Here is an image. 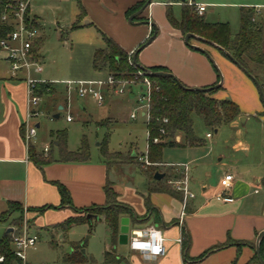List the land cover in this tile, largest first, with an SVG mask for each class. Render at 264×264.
Instances as JSON below:
<instances>
[{"label": "rangeland", "instance_id": "1", "mask_svg": "<svg viewBox=\"0 0 264 264\" xmlns=\"http://www.w3.org/2000/svg\"><path fill=\"white\" fill-rule=\"evenodd\" d=\"M80 1L86 11L82 24L93 23V27L71 30L80 13L78 0H32L30 6L31 18L37 19L44 28L43 33L39 31L37 39L42 40L38 55L42 59L43 72L37 74L32 68L33 79L39 83H45L46 86L39 92L42 97L39 104L40 115L33 119L34 124H40V128L37 130L38 142L36 146L43 150L47 145H50L51 152L56 158L58 156V148L55 145L57 142L56 133L58 131L67 132L68 150L77 151L85 138L89 148L90 161L96 162L102 158L100 145L109 135V150L113 154L110 155L108 163L113 168L111 176L115 178L114 182L116 181L118 187L124 190L131 188L135 192L147 196L152 182L144 172L148 171L150 179H153L156 173L165 174V179L160 184L156 183V187H159L158 190L167 189V181L174 176V171L162 164L152 163L149 158L145 159L148 135L147 118L143 116L145 110H140L138 104L139 96L144 93L141 87L130 86V88L128 85L124 88L125 93L120 95L103 89L101 92L104 94L105 102L99 105L91 98L78 97L74 91L69 96L65 83L73 80H107V73H98L93 67L95 52L105 47L103 35L106 34L114 40L117 38L126 43L135 42L144 35L143 40L141 39V42L133 50L135 52L152 38L148 30L149 27L145 24L147 23L145 19L150 16L155 20L159 32L155 40L140 52L139 61L141 63L150 65L153 61L164 58L175 64L184 62L187 65L186 72L191 77H195L201 71L200 59H187L180 54V51L172 47L164 7L147 8L140 21L144 24L131 26L127 19L126 24L123 25L116 20L114 14L118 13L116 11L118 8H111L108 0ZM123 1L116 0L118 5ZM176 1L181 3L183 0ZM189 1L171 6L176 20H181L183 6H191ZM191 1L197 5L201 3L208 5L205 14L206 20L211 23H228L233 38L240 31L242 8L251 6L254 8L252 9L254 23L262 27L264 37V0ZM123 16L127 18L126 12L123 13ZM211 53V59L202 56L201 60L207 61L210 68H217L220 71L225 88L222 94L225 95V99L234 102L240 101L245 111H254V96L258 100L261 96L255 82L240 70L255 90V95L252 98L242 80L236 76L224 75L225 68L220 55L214 51ZM2 55L3 53L0 52V65L3 62ZM188 68L192 69L188 70ZM260 80L263 84L264 78H260ZM54 87L55 92L53 93ZM68 101L69 107H67ZM60 106L63 107V110L59 109ZM132 113L137 115L135 120L131 119ZM68 117H72V122H68ZM239 128L252 131L260 127L257 122L250 120L240 125ZM194 129L196 136L203 141V145L194 148H167L164 152L163 163L165 165L190 164V175L195 176L198 180L193 184L192 189L198 193L202 184L216 186L219 182L223 173L222 166L228 163L233 156L231 147L236 131L231 126H225L215 133L206 128L202 119L197 116H194ZM209 134L212 135V138H208ZM171 140L183 143L181 134H177ZM165 141L168 142L170 139H165ZM41 155L49 159L45 154L41 153ZM141 157L144 158V161L140 160ZM222 158L223 160L220 161ZM197 164L200 165L199 168H197ZM114 166H117L116 169ZM194 169L197 170L194 171ZM207 174L211 175L210 180H208ZM112 204L124 205L118 199L114 200ZM16 213L19 214L17 218L19 225L15 224L12 227L18 232L14 235H21L25 229H28L30 235L39 236L35 248L28 251L29 264H125L127 259L130 262L135 261V264L139 263L133 258L128 244L121 245L119 240L113 242L111 231L103 218L99 220L87 219L86 222L74 224L67 229H59L58 225L44 229L43 227L48 226L47 220L42 219L35 225L37 218L35 212L21 206ZM78 214L76 212V215L71 218H77ZM125 216L138 223L135 216L129 214ZM15 219V217L11 219L10 223H0V239L4 237ZM83 250L85 253H82ZM105 252L113 254L112 263L105 261Z\"/></svg>", "mask_w": 264, "mask_h": 264}, {"label": "crops", "instance_id": "2", "mask_svg": "<svg viewBox=\"0 0 264 264\" xmlns=\"http://www.w3.org/2000/svg\"><path fill=\"white\" fill-rule=\"evenodd\" d=\"M108 1L111 8H118L116 10L118 13H115L114 16L120 24H126V19L131 26L144 24L140 22L144 12L137 15L133 19V23L129 22L130 17L127 15V11L131 7L143 0H124L120 5H118L116 0ZM186 2L187 0L181 3L176 0L164 2L162 0H152L151 5L147 8L155 6L164 7L166 15L168 6L173 7ZM190 2L194 3L191 0L188 3ZM31 4L32 0L30 6ZM201 5L204 6L203 16L206 20L205 14L208 5L204 3H201ZM243 8L254 9L251 6ZM124 12H126L127 18L123 16ZM28 15L30 20L35 22L40 28V32L43 33L44 28L40 22L37 19L31 18V9H29ZM145 20L147 21L145 24L148 25L150 33L152 34L153 29L156 31V35L152 40L153 42L159 30L155 25L153 17L150 16ZM166 20L172 47L180 51V54L187 59H200L201 71H199V75L191 77L186 72V63L175 64L165 58L151 61L152 64L145 65L139 61L138 55L139 64L146 68L165 67L170 74L189 88H208L217 84L218 71L216 68H210L207 61L201 60L202 56L206 55L188 47L180 31L171 26L167 17ZM89 26L93 27L94 24L85 22V25L81 28ZM100 26L102 25L100 24ZM143 36L132 43H126L117 38L113 40L129 54H134L136 51L133 52V50L141 42ZM190 42L192 45L198 46L208 52L210 56L212 55L211 51L219 54L221 60L223 59L224 75L228 74L230 77L236 76L242 80L247 86V92L251 93L253 98L255 90L252 88L250 81L244 78L241 74L243 71L236 64H232L230 58L228 59L224 56L213 45L195 39H192ZM0 52L3 53V62L0 65V215L9 210L10 203H17L26 209H40L47 206L58 208L61 204V196L57 184H61L68 189L75 209L85 210L93 206L104 207L107 203L104 189L109 184L112 186L114 192L118 194L117 199L122 204L128 206L132 211V215L138 220L137 223L129 219V228H145L155 225L162 230L166 239V255L157 260H148L139 253L131 251L133 258L138 260L140 264H260L255 252V246L259 234L264 232V103L261 96L260 100L262 104L254 96V111L250 112L245 111L240 101H236L239 104L242 115L229 125L236 131L233 138L234 143L231 147L233 156L228 163L222 166L223 173L216 186L202 184L199 192L196 193L192 189V186L198 180L195 176L190 175V187L195 194V198L190 199L184 209L183 195L181 193L170 189L168 186H166L167 189L162 190H158L159 187H156V183L160 184L165 177L163 180L157 181L154 179L155 175L153 179H150L149 173H146L149 180L152 181L147 196L137 193L131 188L124 190L118 187L115 183L116 181L114 182L115 178L111 176L113 168L109 166L108 161L103 157L96 162L90 160L84 163L63 162L60 159L59 149L58 156L54 158L51 146L49 145L50 151L45 155L52 159L53 162L43 167L36 165L30 158L29 147L26 142L28 88L25 81L26 73L14 74L6 60L5 52L1 49ZM35 60L41 65L42 59L39 55ZM191 69L188 68V70ZM35 73L41 74L36 71ZM222 86L224 87V82ZM223 91H225V88L216 96L220 100H225V95L222 94ZM67 107H69V101ZM59 109L63 110V107L60 106ZM250 120L257 122L260 128L252 131L239 128L240 125ZM30 125H35L37 129L40 128V124H34L33 120L30 121ZM37 142L36 140L31 145L37 152L44 154L43 150L37 148ZM55 145L58 148V142ZM166 149L163 151V156ZM163 156L161 164L169 170H173L174 176L180 174L183 169L179 165L182 164L165 165L163 163ZM222 160L223 158L220 159V161ZM188 163L193 164L195 162ZM188 165L190 173V164ZM196 166L199 168L198 166L200 165L197 164ZM116 167L114 166L115 169ZM224 174H232L235 179L231 189L227 192L226 199L218 200L216 194L223 190L221 180ZM207 178L210 180L211 175L207 174ZM36 215L35 225L42 219L47 220L48 226H42L45 229L65 222L76 215V211L73 208L65 207L49 209L42 215H38L37 213ZM14 217L17 219L19 214L15 213L9 220L0 223H10ZM122 218H126V216ZM12 227L13 223L10 225V228ZM255 257L257 258L255 259ZM125 264H135V261L130 262L127 259V263Z\"/></svg>", "mask_w": 264, "mask_h": 264}, {"label": "trees", "instance_id": "3", "mask_svg": "<svg viewBox=\"0 0 264 264\" xmlns=\"http://www.w3.org/2000/svg\"><path fill=\"white\" fill-rule=\"evenodd\" d=\"M79 1V15L76 22L73 24L71 30H77L83 27L82 21L86 16V11ZM18 0H0V17L5 10L6 5L15 6ZM148 0H143L137 3L127 11L130 17L141 10ZM166 17L171 26L182 34L185 38L187 34H193L201 37L206 41L212 42L214 45L220 47L222 54L229 57L225 52H228L234 60L245 70L248 71L262 86L264 92V84L260 78H264V37L261 26L254 23V12L252 9L243 8L241 10V27L239 33L233 38L231 36L230 26L224 23L210 24L204 16L198 15L193 6H183L182 17L177 21L173 16V11L170 6L167 7ZM32 28L40 31V28L35 22L30 24ZM12 30V27L4 25L0 22V43L7 39V35ZM152 31V36L155 34ZM105 47L95 52L93 58L94 70L98 73H107L113 76L117 82H140L144 77L149 78L154 83V91L152 93L150 118L146 122L148 138L147 155L149 160L154 164L162 163L163 151L166 148H185L202 146L203 141L196 136L194 129V116L200 117L206 128L217 132L223 126H229L236 121L241 115V109L237 103L232 100H220L216 96L224 90V87L214 88L220 81L218 75V83L212 87L203 88L206 90L197 91L187 87L181 83L175 76H160L159 73H170L165 67H153L149 69L140 68L138 56L136 62H133V55L122 49L113 39L103 35ZM42 44V40H36L33 47L34 59L38 58V49ZM143 47V46H142ZM140 47V48H142ZM1 49V46H0ZM139 50V49H138ZM137 50V51H138ZM136 51V52H137ZM140 53V52H139ZM138 53V55H139ZM142 76H140V74ZM180 83L187 89L181 87ZM43 84L37 85V91L45 88ZM262 99V97H261ZM263 102V99H262ZM264 103V102H263ZM167 120V122H165ZM165 131V134L161 133ZM177 134H181L183 143H176L171 139L175 138ZM58 142V149L60 159L63 162L84 163L90 160V153L86 139L81 142V146L77 152H70L67 148V132L58 131L56 133ZM158 138L159 143H154L153 139ZM165 139H170L166 142ZM109 135L101 143V156L108 161L110 155L109 150ZM29 155L31 160L43 167L51 162L52 159L44 158L37 150L30 145ZM148 173V171H145ZM61 204L58 208L54 206H47L40 209H28L38 215H42L49 209H60L65 207L73 208L79 216L77 218H69L65 222L58 224L59 229H67L74 224L86 222L88 216L92 219L103 218L105 224L111 231L113 242H116L120 233L121 218L125 215H132V211L126 205H113L112 202L118 198V194L114 192L111 185L107 184L105 187V195L107 198L106 206H93L85 210H78L73 207L72 198L68 189L57 184ZM21 205L17 203H10L9 210L0 215V222L9 220ZM19 220L13 221V226L19 225ZM66 223V224H65ZM63 228V226H65ZM18 234L17 230L13 228L12 233H6L0 239V255L5 257L2 264H14L16 259L13 254V235ZM83 253V252H82ZM81 255L83 256V254ZM260 254L264 260V237L260 243ZM105 261L112 263L114 256L110 252H105ZM257 257H255L256 259Z\"/></svg>", "mask_w": 264, "mask_h": 264}, {"label": "built area", "instance_id": "4", "mask_svg": "<svg viewBox=\"0 0 264 264\" xmlns=\"http://www.w3.org/2000/svg\"><path fill=\"white\" fill-rule=\"evenodd\" d=\"M31 0H18L15 6L6 5L5 10L1 14L0 22L4 25L12 27V30L7 35V39L3 40L0 43L1 50L6 54V60L9 63L12 72L18 74L21 72L26 73V84H27V132H26V142L28 147L36 142L37 140V127L35 125H30V121L34 118H37L40 115L38 110L41 98L40 94L37 91L39 83L35 81L31 75L32 68L36 72L42 73L43 69L33 56V47L35 41L39 37V30L32 28L28 13L30 9ZM190 5L193 6L198 13L202 16L204 14V6L201 4H195L190 2ZM142 76L141 73H139ZM68 93L75 92L78 97L85 99L91 98L99 105H102L105 102L104 94L101 90L106 89L113 92L116 95L125 93V87L140 86L142 93L139 96L138 104L140 105V110H145L143 116L149 120L152 93L154 91V83L147 77H144L140 82L130 81V82H117L113 76L108 75L107 80H73L65 83ZM130 87V88H131ZM145 88V89H143ZM137 118L136 113L131 114V119L135 120ZM68 122H72V117H68ZM167 122V120H165ZM162 134H165L164 130H161ZM148 135V134H147ZM212 135L209 134L208 138H211ZM149 138V136H148ZM154 143H159L158 138L153 139ZM50 151V146L47 145L43 149L44 154H48ZM147 154V152H146ZM145 159H148L146 155ZM141 161H144V158H140ZM147 162V160H146ZM183 170L180 174L173 176L167 181V186L183 195V206L184 209L187 206V202L190 199L195 198V194L192 192L190 184L191 178L189 173V165L182 164L179 165ZM234 176L232 174H224L221 180V187L223 190L216 194L218 200H225L227 192L232 187L234 181ZM39 241L37 235H30L28 229H25L24 233L21 235H13V254L15 256L14 264H29L28 262V251L35 248ZM166 239L163 236L162 230L155 226L150 225L143 229L129 228L128 233V245L131 251L139 253L144 258L148 260H157L158 258L164 257L166 255ZM134 244L145 245L142 248L133 247ZM159 245L158 251L156 249ZM5 261V257L0 255V264Z\"/></svg>", "mask_w": 264, "mask_h": 264}, {"label": "water", "instance_id": "5", "mask_svg": "<svg viewBox=\"0 0 264 264\" xmlns=\"http://www.w3.org/2000/svg\"><path fill=\"white\" fill-rule=\"evenodd\" d=\"M183 1H185V0H183ZM151 3H152V0H148V2L146 3V5H145L141 10H139L137 13H135L133 16L130 17L129 22H130V23H133V19H134L137 15L142 14V13L144 12V10H145L148 6L151 5ZM155 35H156V32H155V34L152 36V38L148 41V43H147L145 46L149 45V44L152 42V40L154 39V36H155ZM192 39L198 40V41L203 42V43H206V44L213 45V46L217 47L219 50H222L220 47L214 45L212 42L206 41V40H204L203 38L198 37V36H195V35H193V34H187V35L185 36V38H184V40H185V44H186L188 47H190V48H192V49H194V50H197V51H200V52L204 53L209 59H211L210 54H209L208 52H206L205 50H203L202 48H200V47H198V46H195V45H192L191 42H190ZM145 46H143V47L140 48L137 52L134 53V55H133V62H136V58H137V56H138V53H139V52H140ZM225 53H226L227 56L233 61L234 64H236V65H237V66H238V67H239V68H240L245 74H247V75H248V76H249V77L255 82V84L257 85V88H258V90H259V93H260V95H261V97H262V99H263V102H264V92H263V89H262L261 84H260V83H259V82H258V81H257L252 75H251V74H249L247 70H245L244 68H242V67H241V66H240V65L234 60V58H233L228 52H225ZM212 62H213V61H212ZM213 63H214V62H213ZM140 68L144 69L142 66H140ZM216 70H217L218 73H219V76H220V82H219L216 86H214V87H212V88H208L207 90L214 89V88H219V87H221L222 84H223V79H222V76H221V74H220V71H219L217 68H216ZM158 75H160V76H170V77L173 76V75L170 74V73H159ZM180 85H181L182 88L187 89V88H185L181 83H180ZM192 89L197 90V91L206 90V89H203V88H192ZM60 109H62V108H60ZM164 177H165L164 174L156 173L155 176H154V179L157 180V181H161V180L164 179ZM88 219H92V216L89 215V216H88ZM97 219H98V218H97ZM129 224H130V220H129L128 218H122V219H121V228H120V235H119V243H120L121 245H127V244H128ZM12 232H13V228H10V229L8 230L7 233H12ZM263 237H264V232H262V233L259 234V236H258V238H257L256 246H255V252H256V255H257L258 259H259L260 264H264V260L262 259L261 254H260V243H261V240H262ZM69 251H70V250H69ZM82 252L85 253L84 250H83Z\"/></svg>", "mask_w": 264, "mask_h": 264}, {"label": "clouds", "instance_id": "6", "mask_svg": "<svg viewBox=\"0 0 264 264\" xmlns=\"http://www.w3.org/2000/svg\"><path fill=\"white\" fill-rule=\"evenodd\" d=\"M133 247H136V248H142V247H145V245L134 244ZM158 249H159V245H157L156 249H154V250L158 251Z\"/></svg>", "mask_w": 264, "mask_h": 264}]
</instances>
